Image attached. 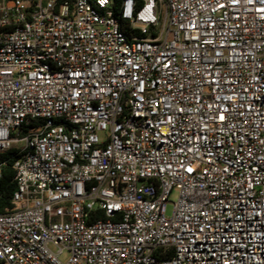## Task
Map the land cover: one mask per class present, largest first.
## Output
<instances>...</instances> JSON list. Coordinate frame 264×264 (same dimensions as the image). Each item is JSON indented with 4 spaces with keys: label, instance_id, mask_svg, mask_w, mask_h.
<instances>
[{
    "label": "built area",
    "instance_id": "built-area-1",
    "mask_svg": "<svg viewBox=\"0 0 264 264\" xmlns=\"http://www.w3.org/2000/svg\"><path fill=\"white\" fill-rule=\"evenodd\" d=\"M8 150L3 264H264V0H0Z\"/></svg>",
    "mask_w": 264,
    "mask_h": 264
},
{
    "label": "trees",
    "instance_id": "trees-1",
    "mask_svg": "<svg viewBox=\"0 0 264 264\" xmlns=\"http://www.w3.org/2000/svg\"><path fill=\"white\" fill-rule=\"evenodd\" d=\"M15 158L14 150H8L0 155L1 161H6L0 176V214L4 213V211L11 206V196L15 189V183L13 180L14 172L11 168V163ZM0 264H3V262L0 261Z\"/></svg>",
    "mask_w": 264,
    "mask_h": 264
},
{
    "label": "rangeland",
    "instance_id": "rangeland-1",
    "mask_svg": "<svg viewBox=\"0 0 264 264\" xmlns=\"http://www.w3.org/2000/svg\"><path fill=\"white\" fill-rule=\"evenodd\" d=\"M97 136L99 138V141H103L106 137V133L100 132L97 134ZM19 148H22V144L12 145V149H19ZM177 197H178V191L175 188H173L172 192L168 196L164 209V213L166 217H169L171 215L173 210V204L177 201ZM68 257H69L68 253L63 252L62 255L60 256V260L65 261Z\"/></svg>",
    "mask_w": 264,
    "mask_h": 264
}]
</instances>
